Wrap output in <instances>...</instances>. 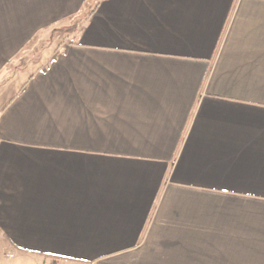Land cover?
<instances>
[{"label": "crops", "instance_id": "obj_1", "mask_svg": "<svg viewBox=\"0 0 264 264\" xmlns=\"http://www.w3.org/2000/svg\"><path fill=\"white\" fill-rule=\"evenodd\" d=\"M16 263L264 264V0H0Z\"/></svg>", "mask_w": 264, "mask_h": 264}, {"label": "rangeland", "instance_id": "obj_2", "mask_svg": "<svg viewBox=\"0 0 264 264\" xmlns=\"http://www.w3.org/2000/svg\"><path fill=\"white\" fill-rule=\"evenodd\" d=\"M57 27H54V28H51V30H47V32H46V35H48L49 34V32L51 33L50 35H51V37L50 38H47V41L45 42V47L48 49V50H46V52H45V62L43 63L44 65H46L47 63H48V61H50L51 59H52V52H53V50L56 48V46H57V43H55V42H57V36H60V35H62L61 33L62 32H60V31H58L57 29H56ZM56 36V37H55ZM64 37H66V36H63V38L61 39V41L63 40V39H66V38H64ZM61 38V36L59 37V39ZM56 40V41H55ZM55 41V42H54ZM41 55L43 56V53H41ZM40 60H41V58H40ZM34 71H35V69L34 68H31L30 69V74H32V73H34ZM14 88H15V86H14ZM16 264H21V263H16Z\"/></svg>", "mask_w": 264, "mask_h": 264}, {"label": "trees", "instance_id": "obj_3", "mask_svg": "<svg viewBox=\"0 0 264 264\" xmlns=\"http://www.w3.org/2000/svg\"><path fill=\"white\" fill-rule=\"evenodd\" d=\"M24 87H25V85H23L21 89H23Z\"/></svg>", "mask_w": 264, "mask_h": 264}]
</instances>
